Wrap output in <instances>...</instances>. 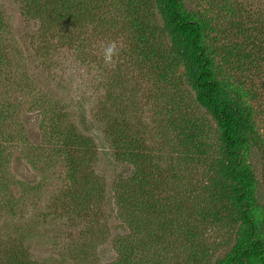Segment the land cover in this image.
I'll return each instance as SVG.
<instances>
[{"label":"rangeland","instance_id":"rangeland-1","mask_svg":"<svg viewBox=\"0 0 264 264\" xmlns=\"http://www.w3.org/2000/svg\"><path fill=\"white\" fill-rule=\"evenodd\" d=\"M111 1L104 0L105 10L95 11L101 23L91 24L95 28L83 26L76 34L81 42H69L56 25H41L33 18L23 0H0L1 261L12 249L27 251L35 259L33 264H108L115 257L114 237L123 228L112 212L109 194L100 198L99 207L92 203L82 207L77 196L84 193L82 185L77 188L66 178L67 157L59 151L62 145L52 133L53 125L67 130L74 124L95 140L97 150L88 166L82 164L79 180L92 173L107 189L118 175L131 172V165L113 156L105 134V125L119 112L133 131H143L145 150L158 165L154 186L161 197L174 194L175 203L192 205L199 191L192 193L191 183L199 186L206 180L203 166L179 162L171 148L173 132L160 141L168 92L162 93L158 85L163 84L153 82L152 75L130 55L131 34L122 18L114 20ZM186 3L211 22L210 41L217 47L216 60L224 71L253 91L256 127L264 140V0ZM109 41H116L120 50L113 63L106 64L101 44ZM232 46L236 47L232 50ZM228 48L241 49L230 56V64L221 62ZM195 114L207 118L201 109ZM208 121L212 128L207 140L215 145L214 125ZM257 152L254 167L264 187V160ZM173 171L181 178L175 180ZM175 223L160 243L146 240L138 255L156 264H184L190 242ZM203 239L212 250L213 262L229 249L231 233L208 227Z\"/></svg>","mask_w":264,"mask_h":264},{"label":"trees","instance_id":"trees-1","mask_svg":"<svg viewBox=\"0 0 264 264\" xmlns=\"http://www.w3.org/2000/svg\"><path fill=\"white\" fill-rule=\"evenodd\" d=\"M23 1L33 18L41 25H56L69 42H81L76 34L83 26L95 28L91 24L103 20L95 11L105 10L104 0ZM111 5L116 11L114 20L122 18L123 27L131 34L130 55L152 75L153 82L163 84L158 85L162 93L168 92L160 141L167 132H173L171 148L179 162L203 166L206 180L199 186L191 183L190 191H199L192 205L175 203L174 194L161 197L154 186L158 183V165L145 150L143 131H133L120 112L105 125V134L113 156L131 165V172L118 175L107 189L92 173L79 180L82 164L87 162L88 166L97 150L95 140L74 124L67 130L53 125L52 133L62 145L59 151L67 157L66 178L77 188L82 185L84 193L77 195L82 207L90 203L98 206L107 192L112 212L120 218L123 232L114 237L115 257L108 264H156L139 256L138 248L144 249L146 240L160 243L175 221L190 242L184 264H264V187L254 167L257 150L264 160V140L256 127L253 91L224 71L216 60L217 47L210 41L211 22L186 0H112ZM228 49L221 62L230 64V56L241 49ZM196 109L203 110L214 125L215 145L207 140L210 122L195 114ZM172 176L181 178L176 171ZM208 227L231 233L229 249L213 262L212 250L203 239ZM25 252L12 249L0 264H33L35 259Z\"/></svg>","mask_w":264,"mask_h":264},{"label":"clouds","instance_id":"clouds-1","mask_svg":"<svg viewBox=\"0 0 264 264\" xmlns=\"http://www.w3.org/2000/svg\"><path fill=\"white\" fill-rule=\"evenodd\" d=\"M119 48L116 41H109L101 44L102 59L106 64H111L114 57L118 56Z\"/></svg>","mask_w":264,"mask_h":264}]
</instances>
